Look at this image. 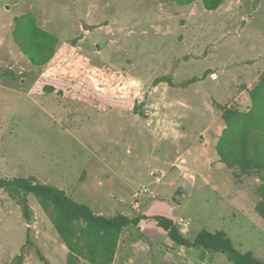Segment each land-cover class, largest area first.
<instances>
[{
    "label": "rangeland",
    "instance_id": "obj_1",
    "mask_svg": "<svg viewBox=\"0 0 264 264\" xmlns=\"http://www.w3.org/2000/svg\"><path fill=\"white\" fill-rule=\"evenodd\" d=\"M40 32L56 43L35 57L16 38ZM263 86L264 0L215 10L201 0H0V177L33 176L96 215L148 218L105 234L103 257L77 264H234L173 244L153 216L189 240L222 230L264 262L261 179L220 156L225 112H252ZM29 204L28 224L0 190V264L19 254L28 228L50 264H67L49 212L33 196ZM93 231L74 223L67 239L84 246ZM24 257L42 264L34 248Z\"/></svg>",
    "mask_w": 264,
    "mask_h": 264
},
{
    "label": "trees",
    "instance_id": "obj_2",
    "mask_svg": "<svg viewBox=\"0 0 264 264\" xmlns=\"http://www.w3.org/2000/svg\"><path fill=\"white\" fill-rule=\"evenodd\" d=\"M173 1L180 5H187L195 0ZM223 1L201 0L207 10H215ZM16 39L19 41L20 47L26 53L29 51L33 56L37 54L36 51L38 49L51 48L56 43L55 38L43 32H40V38H36L33 33H30L29 35L26 34L25 38ZM162 81L164 80H158L156 83ZM196 81L197 79L188 80L181 86L187 87ZM167 82L171 85L170 81ZM252 100L254 110L250 113H241L236 109H230L225 112L224 119L229 121L231 127L226 133L228 145L220 150V156L228 166L239 167L242 173H253L261 179V185L258 188L261 202L256 211L264 220V125H262L264 122H261L259 118L261 115L264 116L262 113L264 109V86L253 94ZM245 118H249V125L247 128H241L240 124ZM0 190L15 201L28 224L31 223L33 217L29 196L36 198L41 206L49 212L58 235L68 247L67 264H77V255L84 257L91 263L96 262L100 257H103L101 252L104 250V243L108 239L105 234L119 235L123 229L130 226L138 228L142 221L148 219L144 215L135 218H128L123 215L107 218L96 215L89 206L75 202L62 189L39 182L33 176L0 177ZM150 219L166 233L173 244L179 247L225 254L234 264H264L252 252L237 250L226 232L222 230L215 232L202 230L193 240H189L183 236L172 219L164 216H153ZM74 223L85 224L88 228L94 230V236L91 240L85 241L84 246L72 244L67 239L70 227ZM95 232L102 234V236L95 235ZM27 248L35 249V253L42 264H50L35 246L29 228L27 229L25 244L10 264H24V253ZM84 248H86L85 251Z\"/></svg>",
    "mask_w": 264,
    "mask_h": 264
},
{
    "label": "water",
    "instance_id": "obj_3",
    "mask_svg": "<svg viewBox=\"0 0 264 264\" xmlns=\"http://www.w3.org/2000/svg\"><path fill=\"white\" fill-rule=\"evenodd\" d=\"M180 199H181V194L180 192H177L176 195L174 196L173 198V201L178 204L180 202Z\"/></svg>",
    "mask_w": 264,
    "mask_h": 264
}]
</instances>
